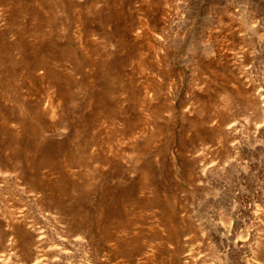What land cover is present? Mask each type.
Returning a JSON list of instances; mask_svg holds the SVG:
<instances>
[{"label": "rangeland", "instance_id": "1", "mask_svg": "<svg viewBox=\"0 0 264 264\" xmlns=\"http://www.w3.org/2000/svg\"><path fill=\"white\" fill-rule=\"evenodd\" d=\"M0 264H264V0H0Z\"/></svg>", "mask_w": 264, "mask_h": 264}, {"label": "bare ground", "instance_id": "2", "mask_svg": "<svg viewBox=\"0 0 264 264\" xmlns=\"http://www.w3.org/2000/svg\"><path fill=\"white\" fill-rule=\"evenodd\" d=\"M244 23H245V22H244ZM12 174H13V173H12ZM20 175H21V173H20ZM5 176H6V175H5ZM11 176H12V175H11ZM2 177H3V176H2ZM2 177H1V178H2ZM9 178H10V177H9ZM21 217H22V215H21Z\"/></svg>", "mask_w": 264, "mask_h": 264}]
</instances>
